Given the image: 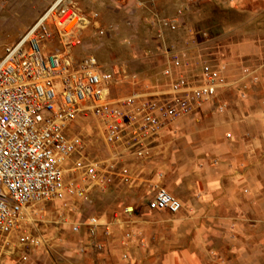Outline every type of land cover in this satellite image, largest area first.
<instances>
[{
	"label": "built area",
	"instance_id": "obj_1",
	"mask_svg": "<svg viewBox=\"0 0 264 264\" xmlns=\"http://www.w3.org/2000/svg\"><path fill=\"white\" fill-rule=\"evenodd\" d=\"M94 18L80 14L72 0H54L0 57V264L9 238L38 212L53 203H72L77 212L78 203L93 190L127 182L130 162L149 161L166 128L213 103L227 84L223 66L204 61L200 73H180L183 61L171 54L162 72L165 85L112 98L111 74L93 58L74 63L71 56L81 31ZM152 24L175 30V21L156 18ZM51 28L61 50L46 53ZM216 109L222 112L224 105ZM86 118L92 119L106 149L100 160L82 156L81 134L73 131ZM153 191L146 203L149 210H181L180 202L162 187ZM82 226L90 231L100 227L95 217L85 224L79 218L70 223L73 233ZM19 241L29 247L44 245L29 235ZM21 262L34 264L25 255Z\"/></svg>",
	"mask_w": 264,
	"mask_h": 264
},
{
	"label": "rangeland",
	"instance_id": "obj_2",
	"mask_svg": "<svg viewBox=\"0 0 264 264\" xmlns=\"http://www.w3.org/2000/svg\"><path fill=\"white\" fill-rule=\"evenodd\" d=\"M53 1L0 0V57ZM72 1L83 16L95 15L81 31L79 45L71 50L72 59L80 63L88 57L93 58L105 73L111 74L112 98L126 96L137 89L165 85L167 81L162 72L171 54L183 61L180 73L198 74L204 61L223 66V79L227 84L221 90L231 85L236 69L246 79L251 65H256L264 56V0ZM156 18L175 21V30H159L152 24ZM45 47L46 53L61 50L54 28H51V37ZM217 97L196 113L203 107L223 105V100L219 98L218 101ZM73 131L81 134L84 158L100 160L105 157L106 149L92 119L81 120ZM245 145L251 150V161L260 173L261 141ZM124 183L116 182L103 190H93L85 201L78 203L77 212L72 209V203L48 205L32 217L29 225L21 226L18 234L9 238L1 257L2 264H22L24 255L34 264H86L91 260V251L101 252L105 246L119 247L116 256L122 262L147 264L155 261L156 255L150 253L148 235L142 231L140 248L131 249V239L121 232H127L133 224L119 222L126 212L132 214L131 199L123 189ZM90 217H95L100 227L90 231L82 226L78 233L71 231V222L79 218L85 224ZM160 221L159 218H146L135 224L142 227ZM22 235L41 238L44 245L24 246L19 241ZM126 246L131 248L127 251ZM162 256L163 253L158 252L156 257L159 260ZM211 256L216 262L224 263L225 259L217 254ZM229 261L231 259H227Z\"/></svg>",
	"mask_w": 264,
	"mask_h": 264
},
{
	"label": "crops",
	"instance_id": "obj_3",
	"mask_svg": "<svg viewBox=\"0 0 264 264\" xmlns=\"http://www.w3.org/2000/svg\"><path fill=\"white\" fill-rule=\"evenodd\" d=\"M261 58L251 65L246 79L236 69L233 84L219 92L222 112L210 105L176 120L163 133L149 161L128 167L123 189L131 199L132 214L126 212L119 222H133L127 232L121 231L131 239V249L140 248L144 232L150 253H163L147 264H220L212 254L224 258L223 264H264V56ZM259 141L260 173L251 161V150L245 148V143ZM155 186L180 202L178 213L147 208ZM146 218L161 221L142 227L135 224ZM118 252L119 247L110 246L91 251L86 264H137L120 261Z\"/></svg>",
	"mask_w": 264,
	"mask_h": 264
},
{
	"label": "bare ground",
	"instance_id": "obj_4",
	"mask_svg": "<svg viewBox=\"0 0 264 264\" xmlns=\"http://www.w3.org/2000/svg\"><path fill=\"white\" fill-rule=\"evenodd\" d=\"M74 22H72L70 25H68L66 28H65V31H68L69 28L73 25Z\"/></svg>",
	"mask_w": 264,
	"mask_h": 264
}]
</instances>
